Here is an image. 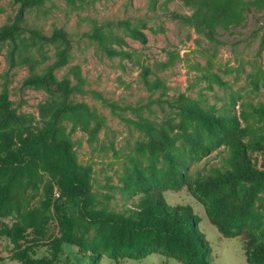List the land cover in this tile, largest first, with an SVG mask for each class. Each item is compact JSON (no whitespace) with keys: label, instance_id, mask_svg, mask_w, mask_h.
<instances>
[{"label":"rangeland","instance_id":"obj_1","mask_svg":"<svg viewBox=\"0 0 264 264\" xmlns=\"http://www.w3.org/2000/svg\"><path fill=\"white\" fill-rule=\"evenodd\" d=\"M153 1L47 0L24 11L25 23L45 35L56 30L69 33L72 47L68 64L55 71L59 78L69 67L79 65L86 89L115 102L122 116L135 121L144 117L158 127L173 123L172 143L157 148L153 133L119 118L93 94L78 97L107 119L96 137L81 128L70 135L89 190L90 209L136 218L134 202L145 189L157 191L170 209L194 215L198 232L210 246V264H251L248 248L264 240V188L228 177L245 173L244 165L264 171V115L253 110L264 105L263 12L251 15L242 27L219 28L218 42H213L169 16L173 12L191 16L194 7L180 0ZM19 11V0H0V29L12 24ZM95 28H101L105 44L92 36ZM63 47L60 41H44L30 31L0 42L2 160L16 149L17 137L26 138L44 128L41 109L51 96L28 78L33 71L42 73L55 64ZM108 50H123L127 56H112ZM181 95L206 113H233L246 125L244 159H233L241 151L239 143L219 144L208 132L200 135L198 144L190 142L196 135L194 128L184 133L177 127L176 105ZM25 161L27 170L17 172L22 185L12 180L11 173L0 175V194L6 195L10 210L0 214V253L6 258L0 264H22L14 253L24 249L27 241L32 243V256H48V241L61 233L53 205L60 190L40 156H28ZM198 171L205 176L223 175L227 181L213 187L202 176L200 193L195 194ZM212 192L232 208L247 204L244 225L223 227L212 219L207 196ZM75 218L74 236L63 245L57 264H183L161 253L114 261L106 252L109 233L82 213ZM16 225L26 228L25 238L18 241L8 235Z\"/></svg>","mask_w":264,"mask_h":264},{"label":"trees","instance_id":"obj_2","mask_svg":"<svg viewBox=\"0 0 264 264\" xmlns=\"http://www.w3.org/2000/svg\"><path fill=\"white\" fill-rule=\"evenodd\" d=\"M47 0H19L20 11L15 21L0 29V42L11 39L18 33L30 31L35 37L44 41H60L64 47L58 53V60L46 71H33L28 82L43 88L50 96V101L42 107L41 122L44 128L35 135L26 138H16V149L0 160V175L11 173L12 180L22 178L17 172L27 170L25 159L34 155L40 156L43 168L47 170L60 190V196L54 202V211L61 225L59 236L48 241L50 254L35 258L31 255V241H27L24 249L15 251L14 258L22 264H57L63 254V245L70 243L75 233V220L78 213L101 231L109 233L110 238L106 252L110 259L119 261L121 257L138 260L154 253L180 260L183 264H210V246L197 230L194 215L187 210L170 209L159 192H149L145 189L140 198L134 202L138 217L110 216L90 209L92 203L86 182L80 175L78 164L70 135L78 128L89 129L91 136L96 137L106 125V116L98 112L89 103L78 99L79 96L93 94L109 107L113 114L124 121L135 124L141 129L153 133L154 146L164 149L172 143L173 123L158 127L153 121L140 117L139 121L127 119L119 112L120 107L105 98L97 91L86 89L88 85L79 65L69 67L68 73L59 78L55 71L68 64L69 52L72 47L70 35L65 30H56L48 36L25 23L24 11L34 6L43 5ZM194 7L193 15L170 13L169 16L188 24L196 31L213 42H218L219 28L226 31L242 27L251 15L263 12L264 0H180ZM156 0L153 1V4ZM100 43L105 44L106 37L101 28H95L92 35ZM142 42H146L143 37ZM112 56H127L123 50H108ZM130 107H127L129 109ZM126 109V110H127ZM177 116L180 119L177 127L187 133L193 127L196 135L190 137L191 143L198 144V138L203 132L217 139L219 144L239 143L241 151L236 152L233 159H244L247 145L243 142L248 136V128L243 126L235 114L215 115L206 113L202 107L190 98L181 95L176 105ZM254 112L264 115V105L253 108ZM14 136H12L13 138ZM15 138V137H14ZM257 145V144H254ZM182 161L183 164H187ZM245 173H230L229 179L254 183L264 188V171L251 169L244 165ZM205 176L198 171L195 179L194 193H200V182ZM213 187L224 184L223 175H206ZM52 190V189H51ZM208 211L215 222L223 227H239L245 223L248 206L246 203L238 207H230L226 200L215 192L208 194ZM0 194V214L9 213L5 199ZM62 201V202H61ZM58 202H61L59 204ZM64 209H67L65 211ZM71 215H70V214ZM218 224V223H217ZM222 230V229H221ZM26 228L14 226L8 235L14 240L25 238ZM251 264H264V240L247 250ZM6 258L0 253V261Z\"/></svg>","mask_w":264,"mask_h":264}]
</instances>
